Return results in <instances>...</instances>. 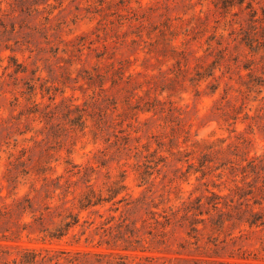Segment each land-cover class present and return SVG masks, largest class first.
Listing matches in <instances>:
<instances>
[{"label": "rangeland", "instance_id": "1", "mask_svg": "<svg viewBox=\"0 0 264 264\" xmlns=\"http://www.w3.org/2000/svg\"><path fill=\"white\" fill-rule=\"evenodd\" d=\"M17 243L33 264H264V0H0V264H26Z\"/></svg>", "mask_w": 264, "mask_h": 264}, {"label": "trees", "instance_id": "2", "mask_svg": "<svg viewBox=\"0 0 264 264\" xmlns=\"http://www.w3.org/2000/svg\"><path fill=\"white\" fill-rule=\"evenodd\" d=\"M245 0H240V3H244ZM184 54V53H183ZM183 59L186 60V64L188 65V61L185 58V56H183ZM150 111V109L148 110ZM80 172L76 173L79 174ZM42 178H43V188L46 189V191L50 192L51 190L53 191V193L58 192L59 190L62 189L63 187V183H62V176H57L54 177L53 175H50V173H42ZM124 180H125V176H124ZM123 189H126L127 186L125 184H122L121 186ZM122 190V189H121ZM109 192H111L109 194V196H104V195H91L92 193L94 194V191H92V193H85L83 195V197L79 200V204L77 205V207L80 209L79 213H70L66 219L64 220V222L62 223V226L53 230V231H46V230H42V232H45L44 237L42 238V240L44 241V243H47V241L49 243H53L56 240H62L64 237H66L67 235L70 234L72 228L76 227L77 225H79L81 223V217H80V213L84 210H88L91 207H95L98 205H104L106 202H111L113 201L119 194L121 191H117V190H110ZM63 193V192H62ZM48 197H51V194L48 195ZM24 201L27 203V205H23L24 208H28L31 210V212H36L33 211L34 207H32V198L29 197V195L25 196ZM123 201V200H121ZM220 203H216V207L219 206ZM52 209V205L49 204L46 207V210H51ZM46 212V211H45ZM44 211L41 212L42 215H44L45 213ZM34 217H36V221L37 220H42V217H37V215L35 214ZM255 222L252 223V225ZM25 226H28V223H24ZM131 236L129 235L126 237V241L130 242L131 241ZM7 238V237H5ZM8 240V239H6ZM14 247H16L17 249H20V251H24L26 254L21 258V262L22 263H26V264H33V263H38L39 261H45V260H51L50 257H47L48 255H43V253H40L39 251H37V249H32L29 247L24 246L21 243H17L16 245H14ZM134 250H138L139 247H133ZM45 251H47L48 253H51L53 251V249L51 248H43ZM119 250H124V251H129L131 250L130 247L128 246H123L121 249H118L116 251H114L112 254H115L117 256L120 257H126L127 254L124 253L123 251H119ZM142 251H145V249L143 248ZM63 252V251H62ZM91 250H78L77 253H86L89 254L91 253ZM53 260V259H52ZM15 261H18V258L15 259ZM70 263L74 262L73 260L69 261ZM59 262H57L58 264Z\"/></svg>", "mask_w": 264, "mask_h": 264}]
</instances>
